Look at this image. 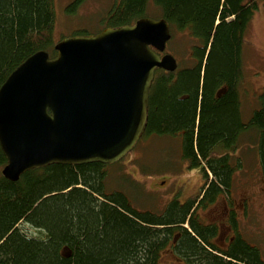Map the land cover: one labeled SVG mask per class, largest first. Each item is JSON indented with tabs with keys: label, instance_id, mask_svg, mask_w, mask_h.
<instances>
[{
	"label": "trees",
	"instance_id": "obj_1",
	"mask_svg": "<svg viewBox=\"0 0 264 264\" xmlns=\"http://www.w3.org/2000/svg\"><path fill=\"white\" fill-rule=\"evenodd\" d=\"M84 2L74 0L67 10ZM258 10L259 0L115 1L102 30L164 19L172 38L187 32L193 41L191 66L156 72L142 141L180 138L182 157L205 180L201 193L162 210L138 209L126 189L109 191V165L55 164L17 182L0 173V264H160L169 247L185 264H264L244 239L235 211L229 219L236 235L226 247L216 244L218 226L199 214L222 197L231 206L248 134L264 182V103L246 123L241 111L245 37ZM55 22V0H0V88L33 54L56 56ZM6 164L0 146V170Z\"/></svg>",
	"mask_w": 264,
	"mask_h": 264
},
{
	"label": "water",
	"instance_id": "obj_2",
	"mask_svg": "<svg viewBox=\"0 0 264 264\" xmlns=\"http://www.w3.org/2000/svg\"><path fill=\"white\" fill-rule=\"evenodd\" d=\"M171 25L142 18L133 25L60 41L51 58L39 51L0 88L3 174L17 182L51 165L114 164L144 135L157 70L173 73L165 54Z\"/></svg>",
	"mask_w": 264,
	"mask_h": 264
},
{
	"label": "rangeland",
	"instance_id": "obj_3",
	"mask_svg": "<svg viewBox=\"0 0 264 264\" xmlns=\"http://www.w3.org/2000/svg\"><path fill=\"white\" fill-rule=\"evenodd\" d=\"M73 1L55 0V43L77 32H98L103 28L101 20L119 0H85L69 12L67 7ZM192 44L187 32L176 33L169 42L167 53L173 54L181 67L191 66ZM243 53L245 72L241 81V111L246 123L264 103V0H259V10L246 34ZM242 141L245 143L242 152L245 168L236 174L231 210L237 212L236 219L244 239L251 247L259 249L264 262V182L253 135L248 134ZM181 150L180 138L148 137L141 140L131 153L109 165V191L126 189L130 201L138 209L162 210L174 199L181 203L196 199L205 180L199 169L190 167ZM223 198L200 213L204 223L216 222L219 228L216 244L219 247L229 245L236 235ZM20 227L36 236L37 231L29 226L22 224ZM161 256L160 264H185L173 254L171 247L163 250Z\"/></svg>",
	"mask_w": 264,
	"mask_h": 264
},
{
	"label": "flooded vegetation",
	"instance_id": "obj_4",
	"mask_svg": "<svg viewBox=\"0 0 264 264\" xmlns=\"http://www.w3.org/2000/svg\"><path fill=\"white\" fill-rule=\"evenodd\" d=\"M203 210L201 209L199 214L202 212ZM236 212V211H235ZM227 214H230V211L227 212ZM236 215H237V212H236ZM229 216V215H228ZM238 216V215H237Z\"/></svg>",
	"mask_w": 264,
	"mask_h": 264
},
{
	"label": "bare ground",
	"instance_id": "obj_5",
	"mask_svg": "<svg viewBox=\"0 0 264 264\" xmlns=\"http://www.w3.org/2000/svg\"><path fill=\"white\" fill-rule=\"evenodd\" d=\"M176 72V71H175ZM169 73V72H168ZM174 73V72H173ZM101 164V163H100ZM105 165V164H104Z\"/></svg>",
	"mask_w": 264,
	"mask_h": 264
}]
</instances>
